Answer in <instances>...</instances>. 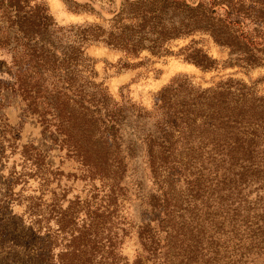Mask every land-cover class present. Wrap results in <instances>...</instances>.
<instances>
[{"label": "trees", "instance_id": "obj_1", "mask_svg": "<svg viewBox=\"0 0 264 264\" xmlns=\"http://www.w3.org/2000/svg\"><path fill=\"white\" fill-rule=\"evenodd\" d=\"M62 1L72 12L99 15L96 0ZM108 12L101 22L59 24L42 0H0V48L9 56L0 61V71L10 79H0V90L20 97L58 148L79 163L88 178L108 182L113 193L126 174L135 175L139 184L150 180L161 192V171L204 147L234 160L252 154L247 148L255 137L248 136L247 127L264 126V95L242 80L228 75L202 87L179 73L156 91L148 109L128 95L113 97L97 80L85 47L101 43L118 51L119 69L136 67L147 55L168 54L201 71L247 69L261 63L264 0H120ZM196 34L227 48L228 57H212L198 46ZM186 39L176 51L171 49L174 41ZM143 52L147 55L141 57ZM153 194L144 201L148 216L153 215L134 231L140 250L132 264H140L143 254L159 264L170 262L176 233L163 221L172 211ZM73 213L56 215L58 225L50 240L34 235L36 250L25 264H118L111 254L123 233L111 235L104 212L89 211L79 226Z\"/></svg>", "mask_w": 264, "mask_h": 264}, {"label": "rangeland", "instance_id": "obj_2", "mask_svg": "<svg viewBox=\"0 0 264 264\" xmlns=\"http://www.w3.org/2000/svg\"><path fill=\"white\" fill-rule=\"evenodd\" d=\"M42 1L59 24L101 22L120 2L94 1L99 11L95 15L72 12L62 0ZM193 38L212 57H228V49L215 44L208 35L196 34ZM186 42L187 39L174 41L171 49L176 51ZM85 51L93 59L97 80L103 81L113 97L128 95L148 109L156 91L179 73L191 76L202 87L230 75L242 80L257 95H264V50L258 52L259 65L211 71H201L176 55L154 57L145 52L141 57L147 55L149 59L142 64L119 69L118 51L101 43L87 44ZM8 60V54L0 48V61ZM0 66L3 67L2 63ZM0 79L10 80L1 71ZM251 126L247 127L248 136L255 137V141L247 150L252 154L234 160L215 156V151L204 147L193 156L183 155L181 161L161 171V192L155 191L150 180L139 184L135 175L126 174L119 190L113 193L108 182L88 178L83 167L58 148L53 135L42 130L20 97L1 88L0 264H25L36 250L34 235L50 240L59 213L74 212L75 218H71L79 226L91 210L104 212L102 216L106 226L111 227V235L123 233L115 240L111 255L118 259V264H132L140 250L134 231L153 215L148 216L144 202L152 193L172 211L163 221L166 228L176 233L171 238L168 264L181 260L182 264H264V126ZM140 264L159 262L143 254Z\"/></svg>", "mask_w": 264, "mask_h": 264}]
</instances>
